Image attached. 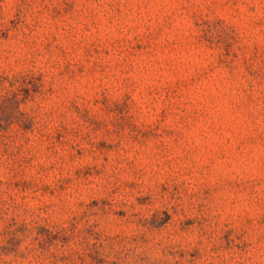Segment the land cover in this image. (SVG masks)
Segmentation results:
<instances>
[{"label":"rangeland","instance_id":"rangeland-1","mask_svg":"<svg viewBox=\"0 0 264 264\" xmlns=\"http://www.w3.org/2000/svg\"><path fill=\"white\" fill-rule=\"evenodd\" d=\"M0 264H264V0H0Z\"/></svg>","mask_w":264,"mask_h":264}]
</instances>
